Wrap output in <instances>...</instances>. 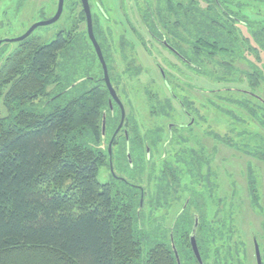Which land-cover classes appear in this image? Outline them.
Listing matches in <instances>:
<instances>
[{"label": "trees", "instance_id": "16d2710c", "mask_svg": "<svg viewBox=\"0 0 264 264\" xmlns=\"http://www.w3.org/2000/svg\"><path fill=\"white\" fill-rule=\"evenodd\" d=\"M28 1L21 0L23 5ZM46 1L48 5L43 6L52 8L58 0ZM94 2L104 17L100 2ZM143 2L139 20L150 43L169 52L162 44L165 42L182 67L220 85L209 90L210 95L236 107L264 131V98L256 93L264 91V0ZM75 4L79 8L76 17L70 21L67 16L69 25L61 28L49 44L39 43L31 34L17 43V48L6 58L0 59V107L7 113L2 116L0 112V264H176L172 245L180 264H198L189 245L195 217L198 218L196 244L203 264H241L238 257L243 244L239 246L234 239L237 238L234 207L222 218L218 217L225 211L222 207L225 198L217 196V174L211 170L216 147L209 149L201 136L196 139V150L181 148L174 155L175 163L166 161L154 177L156 187L148 201L152 214L171 208L189 191V197L166 231H159L154 224L147 235L144 232L143 187L122 176L119 177L126 183L115 179L105 184L98 182L99 169L108 168L107 135L111 136L116 129L120 112L115 104L111 112L107 89L101 81H95L101 77V70L86 27L81 26H85V17L79 0L64 1L57 23ZM43 6L39 13H43ZM54 13L48 16L40 13L39 20ZM92 21L109 78L118 91L119 77L111 71L109 34L99 26L97 15L92 16ZM134 33L143 49L151 54L143 38L135 30ZM126 47L133 50L132 44L121 38L122 61L127 59ZM81 62L85 64V75L74 80L83 73ZM95 62L100 73L94 80L86 72ZM168 65L172 72H165L161 66L157 68L163 72L175 99L181 101L174 89L181 90L178 77L180 80L182 69L170 62ZM123 73L138 77L142 68L129 62ZM87 82L92 84L89 90L46 111L50 103ZM190 82L187 87L194 89ZM233 84L236 86L228 87ZM204 89L201 87L199 91ZM146 93L151 116L172 117L176 110L173 105L178 106L176 100L169 95L161 99L150 90ZM182 102L187 109V99ZM188 107L192 109L190 102ZM211 107L229 119L244 122L217 104ZM128 123L130 118L125 116L120 132L123 134L125 126L131 127V134L127 132L128 144L120 134L111 148L116 175V167L141 169L139 159L143 150L146 153L148 148L151 153L161 145L157 139L159 127L141 136L137 126ZM181 130L184 129L175 130L176 135ZM209 130L205 133L208 138L264 164V140L260 139L257 145L243 143L237 148L234 136L230 135L234 130L222 136ZM250 134L243 130L235 133V137L244 140ZM119 138L122 142L117 144ZM176 141L187 143L181 136ZM185 178L189 179V187L181 185ZM135 186L143 191L141 208V192ZM246 190L252 208L263 211L257 177L250 163L246 165ZM210 206L215 208L211 220L208 219ZM159 236L161 240H156ZM144 241L151 244L145 253Z\"/></svg>", "mask_w": 264, "mask_h": 264}, {"label": "rangeland", "instance_id": "374dc122", "mask_svg": "<svg viewBox=\"0 0 264 264\" xmlns=\"http://www.w3.org/2000/svg\"><path fill=\"white\" fill-rule=\"evenodd\" d=\"M98 1L101 4L100 8L104 17L95 7L96 2H94V0L91 2V14L93 18L96 17V15L98 16L99 26L102 30L106 31V34H109L108 44L110 51H112L111 57H113L111 71L112 75H118L120 80L117 95L123 104L125 116H127L128 119L130 118L131 123L128 124L132 127L133 125H136V129L141 136H144L147 131L157 129L158 127L160 131L162 129L163 134L160 142L161 145L158 146L157 149L154 148L151 150L148 161L146 160L147 154L144 150L141 153V159H139L140 162L137 161V163L139 162L141 164V169L136 168L135 170H128L126 166L121 167L122 169L116 167V173L118 176H122L144 188L146 199L143 223L146 230L144 232L147 235L154 224L158 226L159 231H166L173 224L174 217L182 208L184 201L189 197V191L182 195V200L179 203H173L171 208L160 209L158 212L152 214L148 201L151 192H153L156 187L154 177L157 176L159 170L166 161L173 164L175 163L174 155L179 153L181 148H193L196 150V139L201 136L200 138H203V142L209 147V149H211L212 146L216 147V154L214 155V162L211 166V170L217 174L215 184L218 186V192L216 194L221 199L225 198L222 206L225 211L220 215L218 214V217L222 218L230 207H234V225L237 230V238L234 239L239 246L243 244L238 257L240 260L239 263L256 264L253 247V239H255L259 246L262 264H264V164H260L255 160L244 156L242 153L236 152L228 146L226 147V145H223L220 142H215L205 135L209 129L219 136H222L231 130H234L236 134L246 130V132L251 134L249 135V138H245L244 140L243 138H236L235 133L230 134L232 137L234 136V142L237 144V148H240L243 143H247V145L260 144V139L264 140V131L258 125L252 123L245 113L241 114L240 110L236 107L224 104V102H222L223 100L219 101V99H216L208 93L209 90L211 91L216 89L217 86H220L219 84H215L199 77L198 74L189 71L185 66L182 67L173 55L160 46L152 45L150 43V39L145 33L139 20L140 11L143 8V0H122L123 4L121 0ZM43 5H48V2L46 0H29L23 5L21 0H2L0 3V41L15 39L23 35L32 24L39 22V18H41L39 16L40 13H44L48 16L51 13L56 12L57 3L52 7L53 9L46 8ZM42 6L44 7L41 9L43 10V13H39ZM78 10V5L75 4L72 9L65 13L66 16L56 25L36 29L32 33L33 39L38 40L39 43L44 45L49 44L61 28L69 25L67 22V16H70V21H72L76 17ZM81 26L85 28L84 25ZM134 30L143 38L151 54H148L147 51L143 49ZM121 38L129 41L133 46V50H129V47L125 48L127 59L124 61H122L121 51L119 50ZM16 44L17 43H5L4 45H1L0 59L6 58L9 52L15 50L17 48ZM89 54L92 56L91 51H89ZM82 62V70L80 69V71L83 73L75 76L74 80L85 75V64ZM129 62H132L136 67L140 66L142 68V75L135 77L124 74L123 71L125 66ZM169 62L175 64L177 68H181L183 72L179 73V75H182L180 80L178 77L181 90H178L179 88L174 89L175 94L182 100L187 99L190 103H192L193 100L194 107L196 106L198 108V114L193 126L190 129L179 131V136H181L183 140H187V143L182 142V144H178L176 141V137H179L176 135V131H174L172 138V136H169L166 129L168 123L183 124L187 122V119L180 113L178 106L175 104L173 105L177 112L175 110V112L172 113L171 118L153 117L149 111V100L146 93L150 90L158 93L161 99L168 97L157 66H161L165 72H172V69H169ZM177 68L176 70H178ZM86 73L89 78H93L94 80L98 77L100 72L96 62L93 64V68L90 71L87 70ZM174 75L176 74L174 73ZM190 81L195 85L194 89L198 88L199 90V88L202 87L205 88V91L196 92L193 91V89H189L187 86L191 83ZM235 86L236 84L228 85V87ZM91 87L92 84L89 82L76 86L67 95L50 103L49 106H47L46 111H50L57 105L64 104L71 97L77 96L86 89L89 90ZM256 93L264 98L263 90H259ZM235 97L238 98V96ZM212 104L221 106L219 108L223 111L227 110L234 112L237 117L244 120L243 124L240 120L231 118L230 120L221 113L216 112L214 108L211 107ZM0 112L2 116L7 115L5 109L2 107H0ZM124 131L131 134V127L125 126ZM121 137H123V134H121ZM109 138L110 134L109 136L107 135V141ZM120 142H122V139L119 138L117 144ZM115 149H118L117 145H115ZM247 163H250L254 168L258 183V192L261 197L260 204L261 207H263V211L253 209L250 205L246 190ZM110 179L107 167H101L97 174L98 182L105 184L109 182ZM185 184L189 187L188 178L182 180L181 185L184 187ZM197 188L198 185L196 186V189ZM214 214L215 208L210 206L208 219L211 220ZM162 234L164 233H161V235ZM161 238L162 236H159L156 240H161ZM150 246L151 244L144 241L142 243L143 252L145 253Z\"/></svg>", "mask_w": 264, "mask_h": 264}, {"label": "water", "instance_id": "95a60500", "mask_svg": "<svg viewBox=\"0 0 264 264\" xmlns=\"http://www.w3.org/2000/svg\"><path fill=\"white\" fill-rule=\"evenodd\" d=\"M64 1L65 0H58L57 1V8H56V12L55 14L47 20H42L39 22L34 23L33 25H31L29 27V29L20 37L15 38V39H11V40H1L0 41V45L3 43H19L24 41L25 39H27L36 29L38 28H42V27H48V26H52L55 23L58 22V20L60 19L62 13H63V9H64ZM82 11L84 13V17H85V27H86V33H87V37L88 40L90 41L92 48L95 52V55L98 59V62L101 66L102 69V73H103V82L104 85L109 93L110 99L117 105V107L120 110V122L118 127L116 128L115 132L112 135V138L108 144V156H109V168H110V173L112 176H114V172H113V168H112V159H111V145L112 142L114 140V138L116 137L117 133L120 131V129L123 126L124 123V119H125V110L124 107L120 101V99L118 98L115 90L113 89L109 76H108V70H107V66L103 57V54L101 52V48L99 46V44L97 43L94 33H93V21H92V14H91V9H90V4H89V0H79ZM162 44L168 49L173 51L165 42H162ZM174 52V51H173ZM163 74V73H162ZM163 76V75H162ZM105 125H106V120H105V115H103L102 118V125H101V132H102V137H105ZM123 180V179H121ZM141 191V197H140V208L143 204V193L142 190ZM197 226H198V218L195 217L194 218V224L191 230V233L189 235V245L192 251V254L195 258V260L197 261L198 264H203L198 248H197V244H196V230H197ZM253 247H254V256H255V261L256 264H262V260H261V256H260V251H259V246L256 242L255 239H253ZM172 250L174 253V257L176 260V264H180L179 258H178V254L177 251L175 249V247L172 245Z\"/></svg>", "mask_w": 264, "mask_h": 264}, {"label": "flooded vegetation", "instance_id": "af4514ba", "mask_svg": "<svg viewBox=\"0 0 264 264\" xmlns=\"http://www.w3.org/2000/svg\"><path fill=\"white\" fill-rule=\"evenodd\" d=\"M2 2V0H0V3ZM55 14V13H54ZM51 18V17H50ZM50 18H48V19H50ZM43 20H47V19H43ZM39 21H41V20H39ZM33 25V24H32ZM3 44H5V43H3ZM2 45V44H1ZM0 45V46H1ZM166 48V47H165ZM167 49V48H166ZM168 50V49H167ZM170 53H172V54H175V52H173V51H171V50H168ZM97 61H98V59H97ZM182 61L183 62H185L183 59H182ZM98 64H99V62H98ZM99 66H100V64H99ZM158 69V72H159V75H160V77H161V80H162V82H163V86H164V88H165V90H166V93H167V95H169L171 98H173L174 100H176L175 98V96L173 95V92L171 91V88H170V86L167 84V82L165 81V76L162 74L163 72H161L160 71V69L159 68H157ZM100 70H101V77L98 79V80H95V81H97V82H99V81H101V83L104 85V82H103V73H102V69H101V66H100ZM197 74V73H196ZM163 75V76H162ZM109 76V75H108ZM110 79V78H109ZM94 81V82H95ZM110 82H111V80H110ZM100 83V82H99ZM111 85H112V87H113V89L115 90V92H116V94H117V91H116V89H115V87L113 86V84H112V82H111ZM105 86V85H104ZM106 88V87H105ZM193 91H196V92H199V90H198V88H195V89H193ZM108 92V91H107ZM109 94V93H108ZM118 96V95H117ZM168 96V97H169ZM109 98H110V96H109ZM183 100H176V102H177V105H178V107H179V111H180V113L187 119V122L186 123H183V124H178V123H168L167 124V126H166V129H167V132H168V134H169V136H172L173 135V133H174V131L176 130H178V129H187V128H190V127H192L193 126V124H194V122H195V119H196V117H197V114H198V108L195 106L194 107V104H193V100H192V103H191V105H192V109L190 110L189 109V107H188V103H189V101L187 100V109H186V107L183 105V102H182ZM108 104H109V107H110V109H111V112H114L113 111V104H115L111 99H109V102H108ZM115 106L117 107V105L115 104ZM118 108V107H117ZM119 109V108H118ZM119 112H120V110H119ZM176 112H177V110H176ZM124 121H125V119H124ZM119 122H120V118H119V121H118V124H117V127H118V125H119ZM123 126H124V123H123ZM123 126H122V128L120 129V131L117 133V135H120L121 133V131H122V129H123ZM116 127V128H117ZM116 130V129H115ZM115 130L113 131V133L115 132ZM113 133L111 134V136H110V138H109V140H108V143H107V146H108V144H109V142H110V140H111V138H112V135H113ZM117 135H116V137H117ZM163 134H162V129H161V132H160V136L157 138L158 140H159V142L161 141V136H162ZM116 137L114 138V140H113V142H112V145H111V148H112V146H113V144H114V141H115V139H116ZM123 139H124V142L126 143V144H128V135H127V132L126 131H123ZM107 150H108V147H107ZM146 154H147V160H149V158H150V149H148L147 148V150H146ZM108 168H107V171H108V174H109V176H110V178L111 179H115V180H120V181H122V182H125L124 181V179L123 178H121V177H119L118 175H116L115 174V172H114V169H113V172H114V176H112L111 175V173H110V168H109V159H108ZM113 168V167H112ZM121 179H123V180H121ZM126 183V182H125ZM129 184V183H128ZM135 187H137V188H139L138 190H140V187H138V186H135ZM141 192V191H140ZM142 193H143V191H142ZM140 197H141V194H140Z\"/></svg>", "mask_w": 264, "mask_h": 264}]
</instances>
